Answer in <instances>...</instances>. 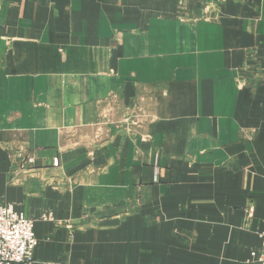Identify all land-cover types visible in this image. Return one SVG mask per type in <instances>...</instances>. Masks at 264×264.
I'll return each instance as SVG.
<instances>
[{"label":"crops","instance_id":"crops-1","mask_svg":"<svg viewBox=\"0 0 264 264\" xmlns=\"http://www.w3.org/2000/svg\"><path fill=\"white\" fill-rule=\"evenodd\" d=\"M0 201L34 264H254L264 0H0Z\"/></svg>","mask_w":264,"mask_h":264},{"label":"built area","instance_id":"built-area-1","mask_svg":"<svg viewBox=\"0 0 264 264\" xmlns=\"http://www.w3.org/2000/svg\"><path fill=\"white\" fill-rule=\"evenodd\" d=\"M50 220L51 216L43 215ZM35 220L17 213L12 206L0 201V264H34L36 238ZM259 252H253L254 264H264V234Z\"/></svg>","mask_w":264,"mask_h":264},{"label":"rangeland","instance_id":"rangeland-1","mask_svg":"<svg viewBox=\"0 0 264 264\" xmlns=\"http://www.w3.org/2000/svg\"><path fill=\"white\" fill-rule=\"evenodd\" d=\"M256 71H257V68H256ZM259 71V70H258ZM257 73V72H256Z\"/></svg>","mask_w":264,"mask_h":264}]
</instances>
